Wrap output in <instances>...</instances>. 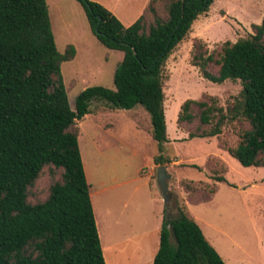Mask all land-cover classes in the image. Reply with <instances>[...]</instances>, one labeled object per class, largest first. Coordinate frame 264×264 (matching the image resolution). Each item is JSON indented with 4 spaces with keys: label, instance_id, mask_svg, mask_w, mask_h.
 I'll list each match as a JSON object with an SVG mask.
<instances>
[{
    "label": "trees",
    "instance_id": "1",
    "mask_svg": "<svg viewBox=\"0 0 264 264\" xmlns=\"http://www.w3.org/2000/svg\"><path fill=\"white\" fill-rule=\"evenodd\" d=\"M78 1L93 33L105 46L122 51L123 58L115 88L89 86L73 106L62 64L77 50L73 44L65 53L58 49L47 0H0V264H107L78 120L91 112L94 100L124 109L142 105L151 115L158 143L153 163H171L164 68L215 0H150L129 26L98 1ZM191 62L204 78L214 83L239 80L242 89L226 109L212 94L186 99L178 126L197 123L188 138H205L243 120L248 127L227 150L244 166H264V18L253 24L249 36L227 40L213 51L203 39H195ZM46 167L60 171V178L45 199L32 202L31 188ZM216 180L227 181L224 176ZM151 264L226 263L184 207L174 210L165 204L160 245Z\"/></svg>",
    "mask_w": 264,
    "mask_h": 264
},
{
    "label": "rangeland",
    "instance_id": "2",
    "mask_svg": "<svg viewBox=\"0 0 264 264\" xmlns=\"http://www.w3.org/2000/svg\"><path fill=\"white\" fill-rule=\"evenodd\" d=\"M143 0H135V4ZM58 49L65 53L73 44L77 53L74 59L62 64L69 99L74 106L76 96L85 88L103 85L115 88L114 75L123 58V52L105 46L93 33L83 5L78 0H47ZM125 3V1H124ZM138 11L134 10L133 16ZM264 18V0H215L208 12L193 23L188 36L172 51L164 68L165 110L168 134L172 140L166 143L170 206H182L201 226L205 236L218 250L226 264H264V166H244L232 156L227 147H235L244 128L243 120L224 126L220 135L205 138H188V130L197 123L180 128L177 123L181 104L188 98L201 99L208 94L217 96L226 109L242 89L239 80L214 83L204 78L199 68L191 62V50L195 39L201 38L210 51L220 48L227 41H237L253 33V24ZM79 143L91 192L95 199L101 242L106 245L104 226L113 228L118 241L142 232L139 224H117L105 216L107 202L118 211L124 208L121 198L133 204V188L137 207L165 206L157 180V165L152 168L158 143L152 136V120L149 112L137 105L132 109L112 107L105 101L94 100L91 112L78 120ZM46 167L36 185L31 188L30 200L45 199L51 184L60 178V171L52 173ZM152 176V177H151ZM224 176L227 181H217ZM135 179L124 190L110 188L101 191L103 185L113 186L115 180ZM187 183L185 187L183 184ZM216 188L213 194L211 188ZM99 192L97 194L96 192ZM155 193L157 197H153ZM139 209V210H140ZM136 210L125 209L118 217L130 223ZM163 210V217H164ZM163 223V221H162ZM154 226L150 218V227ZM100 234V233H99ZM101 236V235H100ZM146 249L150 255L153 246ZM160 245V241H159ZM107 251V250H106ZM119 251L118 264H144ZM142 256V257H144ZM107 264L114 256L107 252Z\"/></svg>",
    "mask_w": 264,
    "mask_h": 264
},
{
    "label": "crops",
    "instance_id": "3",
    "mask_svg": "<svg viewBox=\"0 0 264 264\" xmlns=\"http://www.w3.org/2000/svg\"><path fill=\"white\" fill-rule=\"evenodd\" d=\"M94 1H98L100 3H102L103 5H105L108 9H110L113 13H115L117 15V17L126 25L129 26L131 24H133L144 12L146 6L148 5L150 0H143L141 3L139 4H135L134 1L135 0H94ZM125 1V3H124ZM135 11H138L134 16L132 15ZM76 56V55H75ZM75 58V57H74ZM73 58V59H74ZM202 138V137H199ZM169 139L172 140L169 136ZM153 160V158H152ZM152 164V168L154 167V163L151 162ZM85 166V164H84ZM86 171V169H85ZM87 175V172H86ZM152 177V176H151ZM88 179V176H87ZM89 181V180H88ZM131 183H135V179H124V180H115V183L113 184V186L110 185H103V187H101V191H107L110 188H119L121 190H124L126 188V186H128V184ZM90 184V183H89ZM140 188L136 187L133 188V194L135 196H132V200H133V204H129L128 202H126L124 200V196H122L121 200L124 203V208L125 209H130V210H136L137 214H133L132 216H130V223L129 222H122V220L118 217V215L120 213H122L125 209L118 211L117 208H115L113 205H109V202H107V205L105 207V216H107V214H110V218L111 221L114 220L117 224H139L142 226L143 231L142 232H137L134 233L133 235H129L125 238H123L124 240L122 241H118L117 238L114 239L113 237V228L112 227H107V225H105L104 228V233L106 235V245L102 242V246H103V250H104V255H105V259L107 258V252H109V254H111V257L114 256V260L112 264H118V262H116L115 257L119 255V251L122 250V252H124L127 256V260L124 263H128L130 261L131 258H135V260L137 259H141L144 263V260L146 261L144 264H151L155 258V255L158 252L159 249V241H160V230H161V226H162V221H163V210H164V214H165V206H163V210H160V206L153 208V207H148L147 208V216L146 217L143 214V208L140 209V207L136 206V203H140V202H136V197L137 195L135 194V192H139ZM90 193H91V197H92V201L94 204V210H95V216H96V221H97V226H98V220H97V209H96V205H95V199L93 197V193L91 192V188H90ZM97 194H99V192H96ZM152 194V193H151ZM153 197H157V195L155 193L152 194ZM165 203V202H164ZM140 209V210H139ZM150 218L153 219L154 221V226L150 227ZM98 230L100 233V237H102V233H101V229L98 226ZM153 236V246H152V250L150 255L144 256V254L146 253V249L148 247H151L152 242L150 237ZM107 250V251H106ZM144 256V257H142ZM140 260H137V262H139ZM106 263H108L107 259H106Z\"/></svg>",
    "mask_w": 264,
    "mask_h": 264
},
{
    "label": "water",
    "instance_id": "4",
    "mask_svg": "<svg viewBox=\"0 0 264 264\" xmlns=\"http://www.w3.org/2000/svg\"><path fill=\"white\" fill-rule=\"evenodd\" d=\"M157 180L160 186V190L163 195L164 202L167 206H169L171 200V192L169 190V179L171 174L168 172V165L163 164L157 167Z\"/></svg>",
    "mask_w": 264,
    "mask_h": 264
}]
</instances>
